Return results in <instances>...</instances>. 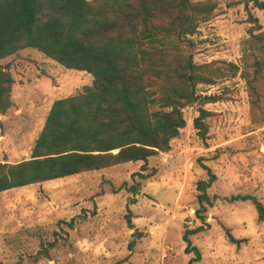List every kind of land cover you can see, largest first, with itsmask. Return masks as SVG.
Wrapping results in <instances>:
<instances>
[{
	"label": "rangeland",
	"instance_id": "374dc122",
	"mask_svg": "<svg viewBox=\"0 0 264 264\" xmlns=\"http://www.w3.org/2000/svg\"><path fill=\"white\" fill-rule=\"evenodd\" d=\"M194 1L218 4L193 37L195 60L244 68L253 27L248 10L262 32L264 11L252 3L246 8L245 0ZM2 64L16 84L14 107L0 111V161L17 163L32 157L54 102L81 93L94 78L35 49ZM216 80L199 89L223 100L186 108L187 126L170 152L149 159L146 171L144 162H136L0 193V264H190L195 254L186 252L184 233L203 225L196 214L198 184L209 178L208 170L217 177L208 190L214 204L205 231L191 236L202 255L194 264H264V223L255 206L230 201L251 194L264 203V76L257 95L242 70ZM201 107L209 112L206 139L194 126ZM130 210L134 227L128 225ZM228 231L245 241L232 243Z\"/></svg>",
	"mask_w": 264,
	"mask_h": 264
},
{
	"label": "trees",
	"instance_id": "16d2710c",
	"mask_svg": "<svg viewBox=\"0 0 264 264\" xmlns=\"http://www.w3.org/2000/svg\"><path fill=\"white\" fill-rule=\"evenodd\" d=\"M250 3L264 11V0H245L246 8ZM217 9L216 2L194 0H0L2 114L14 107L16 84L2 61L26 49L94 78L81 93L54 102L30 159L0 161V193L136 162H144L146 171L149 159L170 152L172 141L187 126L186 108L223 100L222 95L203 94L201 85L242 70L257 95L256 83L264 76V32L250 10L253 27L244 68L195 60L193 37ZM199 112L194 126L206 139L209 112L203 107ZM208 171L209 178L198 184L196 214L203 225L184 233L186 252L195 254L190 264L202 258L191 236L205 231L206 213L214 204L208 190L217 177ZM136 187L131 188L139 194ZM230 201H250L264 223V203L257 196L240 194ZM132 217L130 210L129 227H134ZM227 235L238 246L245 241L230 231Z\"/></svg>",
	"mask_w": 264,
	"mask_h": 264
}]
</instances>
